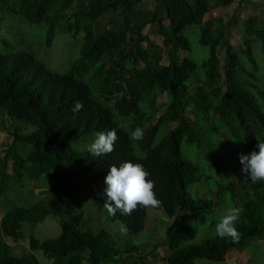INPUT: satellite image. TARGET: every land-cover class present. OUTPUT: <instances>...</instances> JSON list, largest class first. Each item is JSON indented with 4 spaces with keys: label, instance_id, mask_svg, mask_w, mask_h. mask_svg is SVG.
<instances>
[{
    "label": "trees",
    "instance_id": "obj_1",
    "mask_svg": "<svg viewBox=\"0 0 264 264\" xmlns=\"http://www.w3.org/2000/svg\"><path fill=\"white\" fill-rule=\"evenodd\" d=\"M235 1L244 0H157L152 11L142 12L139 7L143 0H0V12L23 18L30 25L47 23V48L58 30L74 39L83 33L79 57L64 74L47 69L34 52L12 51L8 40L0 37V114L7 120L11 136L9 144L0 150V198L10 178L8 162H12L19 179H55L48 190L53 195L45 204L15 208L2 219L0 264H39L32 253L15 255L3 236L22 239L26 223L34 225L51 215L60 219V236L40 241L31 235L30 251H42L52 264H128L133 254H139L138 248L120 252L112 247L107 230L82 231L83 214L77 209L88 199L90 188L101 190L97 185L104 184L110 166L131 162L137 151L143 154V168L159 200V205L151 208L162 211L169 222L164 237L166 264H195L196 259L223 262L230 249L243 252L252 242L264 240V203L260 209L255 207L262 181L253 182L243 173L233 180L234 171L230 173L240 163V154L258 150L256 145L264 142V112L256 94L250 87L233 83L234 76L241 84V78L255 79L253 72L241 66L240 56L227 48L234 18L219 20L213 30L201 35L199 43L209 49L208 59L202 63L204 80L196 87L195 96L188 85L198 65L186 54L190 42L182 34L184 29L201 24L206 14ZM110 13L122 17L123 24L97 35L96 23ZM59 15L70 16L62 23L57 20ZM146 27L167 45V64H160L153 55L150 48L156 47L145 34ZM262 31L264 24L250 17L241 51L254 72L257 62L251 46ZM217 42L225 58L223 89L216 86L221 76L220 54L213 48ZM260 46L264 59V39ZM111 50L116 51L111 66L120 68L128 62L138 72L115 82L109 80L103 66H98L94 89L78 70L85 63L99 62L101 53ZM164 95L170 97L166 106L160 103ZM115 114L131 118L127 130L117 124ZM217 115L224 118V126L217 124ZM22 124L33 125L36 130L22 134ZM203 125L212 126L213 131ZM136 127L144 133L139 141L129 138ZM109 129H115L117 135L111 153L95 157L87 150L73 148L74 143ZM200 141L217 172L230 180L226 185L220 183L219 189L229 192L235 207L241 209L242 219L235 223L239 233L235 243L215 233L200 244L190 242L194 225L209 221L206 230L211 231L216 224L209 220L216 209L214 201L202 197L197 188L196 192L188 190L204 183L205 177L198 165L184 158L181 145L196 146ZM21 145H30L33 150L24 157ZM215 150L227 155L231 163L223 164ZM63 164L70 168L57 169ZM147 257L136 255L131 264H149Z\"/></svg>",
    "mask_w": 264,
    "mask_h": 264
},
{
    "label": "rangeland",
    "instance_id": "obj_2",
    "mask_svg": "<svg viewBox=\"0 0 264 264\" xmlns=\"http://www.w3.org/2000/svg\"><path fill=\"white\" fill-rule=\"evenodd\" d=\"M79 1V0H77ZM87 1V0H86ZM213 2L214 0H209ZM157 0H143L139 9L142 12L152 11L156 5ZM78 4V2H76ZM143 15V13H142ZM141 15V16H142ZM70 15H59L58 21L64 22L65 19L69 18ZM250 17H256L262 24H264V0H244L243 2L235 1L233 4L227 7H220L212 10L205 15L201 24H193L183 31V35L186 36L190 42V49L186 52L187 56L193 59L197 65L198 69L196 70L194 77L188 83L192 88V96H195L196 87L198 84H201L204 80V72L202 68V63L208 59L209 49L208 47L202 46L199 43V38L202 34L211 31L217 25L219 20L224 22L231 21L235 19L234 26L232 28V35L229 38L227 48L241 58V66L246 67V69L255 74V79L251 78H241L242 84L239 82L237 77H233V83L237 87H250V89L256 94L258 103L260 104L262 112H264V59L261 52V40L264 39V31L256 34L255 39L252 43V52L253 56L257 62V71L251 68V65L248 63L245 56L242 54L241 46L244 37V30L246 23ZM221 18V19H220ZM124 22V19L120 17L117 13H110L101 18L96 23L95 33L101 35L107 29L118 28ZM48 25L47 23L30 25L27 20L19 18L15 15H12L8 12H0V37H4L9 42V47L13 51L14 49H21L25 51L34 52L36 57L42 61L47 69H50L57 73H67L70 70L72 62L79 57V49L83 44V33H80L77 38H72L67 33L57 31L55 38L51 44V47L47 48L45 46L46 31ZM145 34L148 35V38L155 45L151 47L153 55L157 57L160 64L165 65L168 62L167 51L168 47L164 43L163 39L158 35L152 33L150 27L144 29ZM147 46V43H144ZM220 43L217 42L213 45V48L219 52L220 63L219 70L221 76L218 80L217 87L224 88L222 81V72L223 64L225 62L224 53L222 48L219 46ZM116 54L115 50L104 51L101 53L99 62L85 63L82 68H80L79 76L92 84L94 89H96L94 73L98 66H103L105 73L108 74L110 81L122 82L125 76L136 74L138 69L131 63H123L120 65V68H115L111 66V58H114ZM244 65V66H243ZM246 74V73H245ZM252 85V86H251ZM207 91L208 89L205 88ZM98 93V92H97ZM170 101L168 95H164L160 98V103L162 105H167ZM165 108L161 109L163 112ZM115 119L117 124L122 128L127 130L131 122V118H122L118 114H115ZM216 122L219 127L224 126V118L220 115L216 116ZM208 131H213L212 126L203 125ZM22 134H32L36 127L30 124H22L20 126ZM8 124L7 120L0 114V150L5 148L11 141V136L8 133ZM165 132V130L163 131ZM161 133L159 134L157 140L161 138ZM94 135H90L76 143H74L73 148L76 151H86V145L93 139ZM206 145L200 141L196 146H191L185 142L181 145V152L184 158L198 165L201 173L204 175V183L200 185L197 184L189 187L190 193L192 191L198 193L202 197L212 199L215 203V210L212 212L209 220H213L217 223L220 218L223 209L228 206H236L234 201L231 199L230 193L227 191H221L219 189L220 183L223 185L228 184L230 181L228 178L221 176L217 170L214 168L211 163V158L204 154ZM22 154L24 157L33 150V147L30 145H21ZM218 158L223 162V164H230L231 159L220 152L215 150ZM0 152V158H2ZM132 163H139L143 166V154L139 151L136 152V157L131 161ZM241 164H236L234 170L233 180H237L241 172ZM70 168L68 165H60L57 169ZM7 171L10 174V178L7 182L6 190L4 195L10 197L11 195H18L22 199V205L24 207H32L37 205H43L47 200L53 195V193H48V190L54 185L55 179L42 176L38 180H29L27 177L24 179H19L12 170V162L7 163ZM96 171V169H94ZM97 186L101 187V190L96 191L95 188H90L87 192L88 199L84 201L79 208L77 213L83 214V221L80 225L82 231L98 233L101 230L105 229L108 232L109 241L113 243L114 241L118 242L120 238L124 237L129 242L132 243L131 246L141 247L146 241H156L153 246V250L148 255L159 253L160 248L163 246V238L165 237V231L169 227V222L167 217L162 211H158L151 207H145L138 205L137 208L131 211L129 214H121L119 210L115 215H109L107 212L106 204L102 203L104 201L103 189L105 184H98ZM96 186V187H97ZM194 186V187H193ZM103 187V188H102ZM224 187V186H223ZM257 202H255L256 209H260L261 205L264 203V180L261 182V187L259 193H257ZM191 197V195H189ZM101 208V209H100ZM242 219V213L237 221ZM143 221V223H142ZM132 226L137 227L142 224V230L138 233H133L131 228L128 226V223ZM209 221L205 224L194 225L193 235L190 239V242L200 244L203 239L212 238L215 233L214 230L208 229ZM123 225L126 231L121 233L120 226ZM62 231L60 219L55 216H47L45 219L40 221L37 224L31 225L29 223L25 224L23 228V237L22 248L28 246V239L31 235L44 241L46 239H56L60 236ZM163 231V237L160 233ZM141 243V244H139ZM26 244V245H25ZM139 244V245H138ZM235 249H230L233 251ZM163 251V250H162ZM164 252V251H163ZM26 252H21L20 255L25 254ZM38 259L42 263H47L48 259L45 257L42 251L38 250L35 252ZM156 262L159 263V260L156 259ZM160 264V263H159ZM162 264V263H161Z\"/></svg>",
    "mask_w": 264,
    "mask_h": 264
},
{
    "label": "clouds",
    "instance_id": "obj_3",
    "mask_svg": "<svg viewBox=\"0 0 264 264\" xmlns=\"http://www.w3.org/2000/svg\"><path fill=\"white\" fill-rule=\"evenodd\" d=\"M80 105H76L79 109ZM143 130L136 127L130 133V139L139 141L143 137ZM117 140L116 130L109 129L94 134L93 139L87 143L86 150L92 156L100 157L113 151V145ZM258 150L247 154H240L239 162L241 172L246 174L247 179L256 182L264 180V142L256 145ZM149 173L139 163L125 161L119 166H110L104 177L105 187L103 197L109 215H115L117 210L121 214H129L138 205L156 207L159 200L153 191V181L148 179ZM241 209L231 205L226 206L217 223L215 234L220 238H230L232 242L239 240V233L235 227L240 216ZM121 233L126 229L120 226Z\"/></svg>",
    "mask_w": 264,
    "mask_h": 264
},
{
    "label": "crops",
    "instance_id": "obj_4",
    "mask_svg": "<svg viewBox=\"0 0 264 264\" xmlns=\"http://www.w3.org/2000/svg\"><path fill=\"white\" fill-rule=\"evenodd\" d=\"M32 181V180H31ZM22 199L18 195H11L10 197H6L5 195L0 198V227L2 223V219L5 217V215L15 208L22 207ZM128 226L131 228V231L133 233H138L142 230V224L140 223V226L137 227L132 226L130 222H127ZM143 223V221H142ZM25 225L23 226V228ZM23 231V230H22ZM163 237V231L160 233ZM4 242L9 246V248L12 250V252L15 255H20L21 252H26L25 254L32 253L37 258L39 264H52L51 261L48 260L47 263H42L35 252L30 251V249L27 250V245L25 248L21 249L22 241L21 239H15V238H9L7 236H3ZM157 241V240H156ZM156 241H146L143 243V246L137 247V246H131L132 243L129 242L126 238L122 237L119 239L118 242L114 241L111 243L112 247L120 252H126L129 250H132V248L137 247L139 254H133L131 256V259L128 260V264H131V262L134 263V257L137 255L141 256H148L147 260L149 264H166L164 262V258L168 255V251L166 249L164 238H163V246L162 249L160 248L159 253H154L151 255H148L151 252V249L153 250V246ZM141 244V243H139ZM138 244V245H139ZM164 252H163V251ZM130 258V257H129ZM156 259L159 260V263L156 262ZM195 264H264V240H257L250 244V246L243 252H239L237 250H233L228 252L225 261L223 262H213L207 259H196Z\"/></svg>",
    "mask_w": 264,
    "mask_h": 264
}]
</instances>
